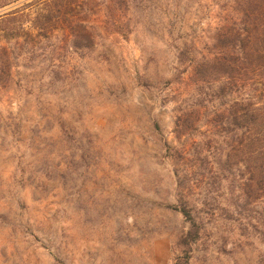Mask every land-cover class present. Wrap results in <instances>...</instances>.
<instances>
[{
	"label": "rangeland",
	"instance_id": "obj_1",
	"mask_svg": "<svg viewBox=\"0 0 264 264\" xmlns=\"http://www.w3.org/2000/svg\"><path fill=\"white\" fill-rule=\"evenodd\" d=\"M229 2L110 0L89 49L0 30V264H264V199L210 123L244 90L192 81Z\"/></svg>",
	"mask_w": 264,
	"mask_h": 264
},
{
	"label": "trees",
	"instance_id": "obj_2",
	"mask_svg": "<svg viewBox=\"0 0 264 264\" xmlns=\"http://www.w3.org/2000/svg\"><path fill=\"white\" fill-rule=\"evenodd\" d=\"M109 2L0 0V30L9 31L8 44H18L25 36L33 40L65 30L73 47L89 49L94 45V34L88 18L95 6ZM227 6L228 12L236 16L227 18V23L216 31V44L208 55L193 63L192 81L199 85L208 83L214 88L213 98L244 90L242 98L215 110L210 123L222 125L229 153L240 155L245 164V198L264 199V0H230ZM10 58L12 52L6 55V60ZM181 120L186 125L189 121L182 132L193 127L200 120V106L190 115L182 114ZM177 209L194 221L186 206Z\"/></svg>",
	"mask_w": 264,
	"mask_h": 264
}]
</instances>
